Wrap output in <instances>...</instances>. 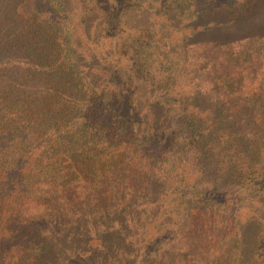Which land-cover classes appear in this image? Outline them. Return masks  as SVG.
Masks as SVG:
<instances>
[{
    "label": "trees",
    "instance_id": "16d2710c",
    "mask_svg": "<svg viewBox=\"0 0 264 264\" xmlns=\"http://www.w3.org/2000/svg\"><path fill=\"white\" fill-rule=\"evenodd\" d=\"M116 2L0 0V264L115 256L126 216L156 264H264V0H165L249 23L158 41Z\"/></svg>",
    "mask_w": 264,
    "mask_h": 264
},
{
    "label": "rangeland",
    "instance_id": "374dc122",
    "mask_svg": "<svg viewBox=\"0 0 264 264\" xmlns=\"http://www.w3.org/2000/svg\"><path fill=\"white\" fill-rule=\"evenodd\" d=\"M118 1L119 2L116 3L118 4L119 11H121L122 8L124 9L123 13L127 20L134 24H141L149 27L153 34L152 37L156 41L162 38L175 37L180 31L190 36L194 34H197V36L199 34H212L225 37L240 32L241 30L238 27L240 25L244 27L249 23V19H245L239 22L238 27H236L234 23H222L214 28V24L210 22L209 28H211L209 32H195L193 30L194 27H203L205 25L204 22H201V20H195V22L185 19L183 17V12L179 11V9L166 7L165 0ZM210 21H212L211 18ZM158 204H160V202H158ZM160 210H163V207H160ZM247 213L248 209L240 204L238 207V216L243 219ZM153 223L154 226L158 224L157 221H153ZM154 226L151 224L150 220L147 221V224L146 221H141L134 226L132 218L126 216L121 221V225L115 226L121 230L123 229V234L121 236L122 242L115 256H112L107 251H103L99 244L101 235H103V232H101L103 228L95 225L94 227L96 228L93 229L91 226L87 229V227L82 226L76 231L78 236L77 239L69 245V249H72L74 252L72 251L70 256L66 255V252L61 253L58 264H156L158 259H156V250H154V247L160 242L157 240V243H152L151 246L150 242L153 241H147V237L151 235L153 231H156ZM167 234L168 229L164 228L163 235H161L162 239L166 238L165 236ZM164 245L165 244L160 243V245L157 246L159 248Z\"/></svg>",
    "mask_w": 264,
    "mask_h": 264
}]
</instances>
